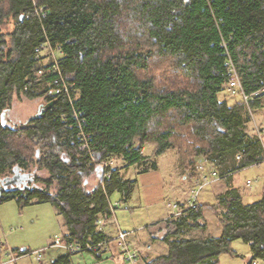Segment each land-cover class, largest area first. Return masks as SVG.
<instances>
[{
	"label": "trees",
	"instance_id": "1",
	"mask_svg": "<svg viewBox=\"0 0 264 264\" xmlns=\"http://www.w3.org/2000/svg\"><path fill=\"white\" fill-rule=\"evenodd\" d=\"M42 44L59 49V70L49 50L37 51ZM229 55L247 93L264 87V0H0V172L17 165L50 173L33 175L45 188L3 192L0 202L54 203L70 227L64 238L87 249L110 238L96 225L100 213H112L109 198L117 192L129 200L137 183L111 166L87 193L84 177L96 159L122 157L146 170L156 168L143 155L146 144L155 156L176 149L184 163L190 156L181 153L192 148L189 155L207 156L221 178L263 162L262 140L247 131V106L220 97ZM154 59L158 66L172 61L168 83L150 73ZM63 83L67 89L53 93ZM15 97H43L45 108L25 126L3 124ZM263 98L264 92L251 99L252 110ZM83 143L88 148L80 149ZM231 197L220 235L166 239L169 253L146 264H218L220 254L234 253L237 239L250 245L249 264L264 262V192L249 204ZM191 216L198 225L201 207L176 223Z\"/></svg>",
	"mask_w": 264,
	"mask_h": 264
},
{
	"label": "crops",
	"instance_id": "2",
	"mask_svg": "<svg viewBox=\"0 0 264 264\" xmlns=\"http://www.w3.org/2000/svg\"><path fill=\"white\" fill-rule=\"evenodd\" d=\"M229 96H231L233 100L237 98L235 95ZM37 99L41 100V98ZM226 101L229 105L243 102L241 97L239 101L230 102L228 99ZM255 111L261 116V123L263 124L261 127H256L258 133V128H264V98L263 106L255 109ZM247 131L255 133L253 130L251 131L249 125ZM262 139L263 135L261 140ZM148 148H150L149 151L151 152L147 151ZM142 152H144L143 155L147 157L146 160H148L149 163H156V168L143 170L141 169L142 167L137 164L130 166L127 165L126 160H124L126 164H117L116 166L121 167V172L125 178L136 180L137 183L129 200L122 201L120 199V194L117 192L109 198V207L110 203L113 202H118L120 204L126 203V205L135 203L136 206L133 208L130 207V212L120 211L117 213L116 211L111 210L112 213L110 216H105L100 213L96 221L97 230L109 237H114L120 228H125L124 230L130 232L132 242L140 250V261L138 264H146L147 261L152 258L159 255H167L169 253V246L166 239H173L176 237L205 238L210 235H220L223 227L222 219L224 213L227 211V205L232 198V194L238 195L241 203L249 204L259 200L264 192L263 176L259 185L253 190H251L253 185H247L248 178L241 180V178L238 177V173L240 174L253 166H260L264 162L245 166L228 176L216 179L215 182H212L200 193L198 203L201 207L202 217L198 218V225L194 226L196 221L193 216L187 218L184 222L185 224L182 223L179 225L176 223L178 217H173L172 208L168 205L170 200L165 202L167 199L165 193L169 189L171 193L176 196V202H186L190 197L193 185L192 181L187 177L185 172L182 175L177 173L175 176L170 174L169 177H172L171 179H176V184H173L170 179L168 181L170 184L167 182L166 185H164V177L160 174L162 166L158 162V159H156L157 156L154 155V146L152 144H146L143 146ZM239 156L241 155H238L237 158H239ZM110 159L114 166L116 157ZM101 174L102 170L99 169V165H97L90 175L84 177L83 188L87 193L93 192L96 188L95 186H98L101 181ZM139 182L140 185H143L142 190L139 188ZM33 201L34 203L49 202L53 205L57 228L55 227L51 232L46 234V236H48L47 239H50L49 245H45L46 237L43 236V234L39 235L40 241L32 242L27 239L26 229H22V226H17L18 228L20 227L19 230L22 229L23 231V233L18 234L19 230H13L14 225H3L1 222L0 264H127L124 262L116 248H113L112 251L104 253L98 257L96 253L92 251L70 254L62 248L52 246L51 244L55 235L67 237V235L70 234V227L67 223L66 217L61 212L60 208L50 201ZM32 203L30 202V204ZM161 203L162 205L164 204V207H162ZM159 206L161 207L160 209L158 208ZM145 207L150 208L151 212L145 211ZM187 215L188 214H185V216ZM24 225L26 226V224ZM244 243L249 246L248 257L238 259V256L240 255L239 252L232 248L234 253L225 252L220 254L218 264H249L252 252L250 245L246 242ZM38 250L42 253L40 258L35 254ZM12 254L17 256V258L12 260Z\"/></svg>",
	"mask_w": 264,
	"mask_h": 264
},
{
	"label": "rangeland",
	"instance_id": "3",
	"mask_svg": "<svg viewBox=\"0 0 264 264\" xmlns=\"http://www.w3.org/2000/svg\"><path fill=\"white\" fill-rule=\"evenodd\" d=\"M12 29H13V21L7 22V24L5 26H3V30L6 33ZM46 53H47V51L45 52V54ZM171 62L172 61L169 60L167 62H164L162 65L158 66V64H160L161 62L159 61V59H154L152 64H151L152 67L150 69V73L152 75H157L158 83H160L161 85L168 83L167 82L169 79L168 76L171 75L170 68H169ZM177 80L179 82H182V81L185 82V79L182 76ZM229 95H232V94L227 93V92H222L221 98L223 100L228 99V101H230V102L240 100V96H238V95H235V97H237V98L234 100ZM43 101H44L43 97L41 98V100H38L37 98L36 99H28L26 97H21V98L15 97L13 105L11 106V109H9L6 113L7 125L12 126V127L25 126L26 124H28V122L35 115H37V113L39 111V107L42 104L43 105L45 104V102H43ZM252 113L250 112V120L248 122V125H249V128L251 129V131L253 130V132H255L258 135L256 127L257 126H259V127L263 126V124L261 123V116L259 115V113L257 114V111H255V110H252ZM185 133L186 132H184V134ZM262 140L264 143V134H263ZM176 141L178 142L179 140H176ZM33 149H35V148H33ZM149 149L150 148H148L147 151L151 152V151H149ZM191 150H192V148L189 150V152L187 154H184V155L181 153L182 157L183 156H186V157L190 156V157H187L188 163L183 162V159L181 158V156H179V153L177 152L176 149L168 150L166 152V154L159 155L156 157V159H158V162L162 166L160 174L162 175V177H164V181H165L164 185H166V183L172 178V177H169L170 174H173L174 176L177 173L182 175L185 172V174H186L188 169H190L195 164L197 159H199V157H202V155H204L202 153L197 154V153L193 152V154L191 156V155H189ZM121 163L126 164L122 157H118V158L116 157V159L114 161V164H115L114 166H116L117 164H121ZM182 165H183V167H182ZM30 170L32 172H34V176H38L40 178H47L50 176V173L47 170L40 169L36 166H31ZM11 171H12V168L5 169L4 171L0 172V177L4 176L5 174L8 175ZM262 176L264 177V163L261 164L260 166L250 167V168L246 169L245 171L241 172L240 174L238 173V177H240L241 180H245L246 178H248V179H252L255 181L257 179V181L254 182L251 190H253L254 188H256L259 185ZM178 178H180V177H178ZM258 179H259V181H258ZM170 181L173 184H176L175 178L171 179ZM168 183L170 184V182H168ZM37 185H38V187H40V190H41V188L46 187L45 184L40 182V181L37 182ZM142 186L143 185H140V182H139L140 190H142ZM49 189H50L49 192L51 194H54V193L56 194L58 191V185L56 184V182L54 184H52V186ZM165 195L167 198L165 202H168V200H170V202H176V199H175L176 196H174L173 193H171V191L169 189L167 190ZM33 200H38V199L35 198L32 200H28V201L31 203L32 202L34 203ZM23 202L25 204L22 205L21 203H23ZM33 203L27 204L26 201L23 199L21 201H19V199H13V200L10 199V200H5L3 202H0V223L2 222L3 225H9V224L14 225L13 230H15V231L19 230L20 227L18 228L17 227L18 225L22 226V229L23 228L26 229L27 239L29 241H32V242L40 241L39 235L43 234V236L46 237V244L45 245L48 246L50 239H47L48 236H46V234H48V232H51L55 227L57 228V221L55 220L56 216H55V213L53 211V205L49 202L34 203V204ZM161 205H162V203H161ZM163 205H162V207H164ZM135 206H136L135 203H130L129 205L128 204L126 205V203H122L119 206H117L115 211L117 213H119L120 211H129L130 212L129 208L130 207L133 208ZM158 208L160 209L161 207L159 206ZM145 211L151 212V209L148 207H145ZM24 224H26L27 227ZM9 226H11V225H9ZM8 228H10V227H8ZM22 229L19 230L18 234L23 233ZM123 229H125V228H123ZM10 230H12V229L10 228ZM0 232H1V229H0ZM30 244H33V243H30ZM232 248L235 249L237 252H239L240 255L238 256L239 257L238 259H243L244 257L249 256L248 255L249 246L247 244H245L242 240L233 241L232 242ZM225 255H228V254H225Z\"/></svg>",
	"mask_w": 264,
	"mask_h": 264
},
{
	"label": "built area",
	"instance_id": "4",
	"mask_svg": "<svg viewBox=\"0 0 264 264\" xmlns=\"http://www.w3.org/2000/svg\"><path fill=\"white\" fill-rule=\"evenodd\" d=\"M43 10V9H41ZM51 53L54 62H55V69H58V57L60 55L59 49H52L47 44H42L40 47L37 48V51L43 53L44 51H48ZM227 77L225 81L222 83V88L224 92L230 93L232 95H239L243 101V103L250 107V101L251 99L259 94L260 91H256L253 93H247L242 85L240 75L238 73L236 64L234 63V60L229 55L227 58ZM58 81V79H57ZM63 89H67V84L63 83L62 86L56 87L53 89V93L58 94L62 92ZM252 113V112H251ZM253 114V113H252ZM264 132V128H258V135L259 138H262ZM88 148L87 143H83L80 146V149H86ZM241 156H239L240 158ZM98 165H101L104 167V175L103 179L110 176L108 172H105V169H108L109 167L113 166L112 160H98ZM264 162V159H263ZM218 165L214 162H212L207 156L202 155V157H199L195 164L188 169L186 175L187 177L192 181L193 185L190 192V197L186 202H170L168 205L172 208L173 211V217H179L181 216L186 210L188 209H195L199 207V195L200 193L212 182H214L216 179L220 178V174L218 171ZM256 181V180H255ZM252 179L247 180V185L252 186L255 182ZM120 203L113 202L110 203V207L112 211H115L117 206H119ZM52 246L62 248L69 252L70 254H79L83 252H87L90 250L93 251H101L103 254L108 253L113 250V248H116L118 253L121 255L122 259L127 264H138L140 261V250L134 243L132 242L130 238V232L124 229H118L117 234L114 237H110L107 239H104L102 241H99L94 244L88 245L87 249L82 244L65 239L62 235H55L52 241ZM38 258L41 257L42 253L40 250L36 251L35 253ZM12 260L16 259L17 256L12 254L11 256ZM251 264H264L260 259H253Z\"/></svg>",
	"mask_w": 264,
	"mask_h": 264
},
{
	"label": "water",
	"instance_id": "5",
	"mask_svg": "<svg viewBox=\"0 0 264 264\" xmlns=\"http://www.w3.org/2000/svg\"><path fill=\"white\" fill-rule=\"evenodd\" d=\"M52 104V103H51ZM41 110H44L45 105H41ZM8 110L2 113V123H6V113ZM99 169L102 170L101 174V181L103 180L104 175V167L99 165ZM19 166L15 165L13 168L12 175H6L0 179V196L3 192H10V191H17V190H24L28 188V180L34 181L33 175L30 172L24 171ZM31 175V176H30Z\"/></svg>",
	"mask_w": 264,
	"mask_h": 264
},
{
	"label": "flooded vegetation",
	"instance_id": "6",
	"mask_svg": "<svg viewBox=\"0 0 264 264\" xmlns=\"http://www.w3.org/2000/svg\"><path fill=\"white\" fill-rule=\"evenodd\" d=\"M40 111H42L41 110V108H39V111L38 112H40ZM24 172V171H23ZM25 173V172H24ZM30 173H31V175H34V172H32V171H30ZM33 173V174H32ZM13 174V168H12V171L8 174V175H12ZM7 174H5L4 176H6ZM30 175V176H31ZM4 176H1L0 177V179L2 178V177H4ZM27 181H28V188H26V189H24V191H26V192H28L29 190H34V189H39L40 190V187H38V185L37 184H35L36 182H34V181H30V180H28L27 179ZM42 189V188H41Z\"/></svg>",
	"mask_w": 264,
	"mask_h": 264
},
{
	"label": "bare ground",
	"instance_id": "7",
	"mask_svg": "<svg viewBox=\"0 0 264 264\" xmlns=\"http://www.w3.org/2000/svg\"><path fill=\"white\" fill-rule=\"evenodd\" d=\"M257 91H260V92H259V94L255 95L254 97H256V96L260 95L262 92H264V87H263L262 89H260V90H257ZM255 92H256V91H255ZM252 93H253V92H252ZM254 97H253V98H254ZM253 98H252V99H253ZM247 108H248V111H249V112H252L251 104H250V107H247ZM92 251H93V250H92ZM96 252H99V251H96ZM100 252H101V251H100Z\"/></svg>",
	"mask_w": 264,
	"mask_h": 264
}]
</instances>
